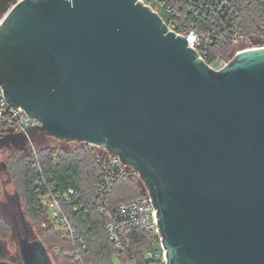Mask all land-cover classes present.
<instances>
[{"label":"water","instance_id":"obj_1","mask_svg":"<svg viewBox=\"0 0 264 264\" xmlns=\"http://www.w3.org/2000/svg\"><path fill=\"white\" fill-rule=\"evenodd\" d=\"M187 43L137 0H25L0 25V87L29 136L139 173L167 264H264V50L214 71ZM17 216L0 264H54Z\"/></svg>","mask_w":264,"mask_h":264},{"label":"built area","instance_id":"obj_2","mask_svg":"<svg viewBox=\"0 0 264 264\" xmlns=\"http://www.w3.org/2000/svg\"><path fill=\"white\" fill-rule=\"evenodd\" d=\"M25 0H10L0 13V25L7 14ZM150 8L163 21L169 32L184 37L188 47L210 69L226 68L239 54L264 50V0H137ZM163 12L166 17H161ZM40 123L27 116L22 108L11 106L0 87V126L21 137L27 145V163L37 176V195L47 216L44 227H52L71 245L64 250L55 245L48 253L63 254L75 264H84L82 257L88 247L74 226L72 215H88L81 195L73 188L61 189L52 177H46L39 160L41 149L37 141L52 139L64 145H86L95 150L100 183L93 191L91 207L105 217L104 231L118 249L129 246L128 237L142 232L146 237L145 256L157 264H167L165 249L158 226L157 211L149 193L120 204H112L108 197L119 180L138 177L139 173L122 162L118 155L86 143H63L42 133L29 136ZM88 206V207H89ZM54 263V262H53Z\"/></svg>","mask_w":264,"mask_h":264},{"label":"trees","instance_id":"obj_3","mask_svg":"<svg viewBox=\"0 0 264 264\" xmlns=\"http://www.w3.org/2000/svg\"><path fill=\"white\" fill-rule=\"evenodd\" d=\"M95 156V150L86 145L73 151L53 147L44 148L39 152V160L46 177H52L61 189H75L81 195L84 205L87 206L88 215H85L84 212L72 215L74 226L88 247L82 257L84 264H89L91 256L96 258L98 264H102L106 260L112 264L110 260L116 253L126 256L135 264H157L156 261L149 260L145 256L146 237L142 232H137L127 238L128 248L118 249L111 243L104 231L105 217L99 210L89 206L94 188L100 183ZM17 165L21 172V188L25 207L30 218L42 232L43 244L49 250H52L57 244H60L64 250L69 249L71 245L64 240L63 236L56 233L52 227H44L47 224V216L39 203L37 176L32 166L27 163L26 156L20 157ZM126 179L128 178L119 180L114 185L112 195L108 197L112 204L140 198V196H135L136 190H129L128 185L124 183ZM133 186L139 187L137 183H134ZM0 223L3 222L0 220ZM2 231L7 235L5 226ZM55 260L59 264H75L72 260L66 259L63 254L57 255Z\"/></svg>","mask_w":264,"mask_h":264},{"label":"rangeland","instance_id":"obj_4","mask_svg":"<svg viewBox=\"0 0 264 264\" xmlns=\"http://www.w3.org/2000/svg\"><path fill=\"white\" fill-rule=\"evenodd\" d=\"M161 17H166V15L161 12ZM38 146L42 149L44 148H62L66 151H73L76 150L82 145L72 144V145H64L59 142H56L52 139H45V140H38ZM27 145L25 144L24 140L17 136L15 133L11 132L9 129L0 126V220L3 223H0V242H2L7 250V256L9 255H16L19 252L18 246V237L14 229L12 228L11 217H6L4 214L6 211L10 210H17L20 208V211L23 212L25 216V221L28 225H30L34 233L31 235L32 240H40L44 241L42 232L38 225H35L33 220L27 213L24 198L22 195V188H21V172L18 164L20 161V157L24 158L27 154ZM128 185L129 190L133 191L136 190L135 196H144L148 193V190L144 183L138 177L128 178L124 182ZM134 183H137L139 187L133 186ZM13 199L10 200V199ZM17 204L19 206H17ZM3 206L6 208V211H3ZM18 218V216H17ZM12 222V223H11ZM4 225L7 229V235L5 232L2 231ZM42 241V242H43ZM60 245V244H57ZM62 245V243H61ZM56 256H53V262L56 263L55 260ZM112 264H135L132 260H129L126 256L120 255L118 253L114 254L112 260H110ZM89 264H98L97 260L94 256L90 257L88 261ZM66 264V263H65ZM101 264V263H99ZM102 264H111L109 261H105Z\"/></svg>","mask_w":264,"mask_h":264},{"label":"flooded vegetation","instance_id":"obj_5","mask_svg":"<svg viewBox=\"0 0 264 264\" xmlns=\"http://www.w3.org/2000/svg\"><path fill=\"white\" fill-rule=\"evenodd\" d=\"M5 7H6V0H0V13H2L5 10ZM10 200L13 201L12 198ZM17 206H18V204H17ZM5 207L3 206V208H2L4 212L6 211ZM17 213H18V208H17L16 211L15 210H10V211L8 210L4 214L6 217L10 216L11 217V221L15 222L13 225H14L15 230H16V235H18V230H20L19 225L17 226V219H18L17 218Z\"/></svg>","mask_w":264,"mask_h":264}]
</instances>
